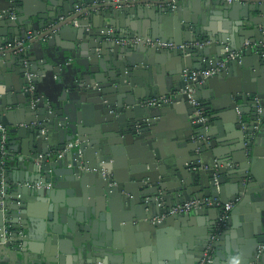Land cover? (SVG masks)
I'll use <instances>...</instances> for the list:
<instances>
[{
  "label": "water",
  "instance_id": "1",
  "mask_svg": "<svg viewBox=\"0 0 264 264\" xmlns=\"http://www.w3.org/2000/svg\"><path fill=\"white\" fill-rule=\"evenodd\" d=\"M22 1L4 0L0 6V127L6 135L3 151L0 150V254L11 255L16 249L22 252L26 241L31 239L23 233L29 208L25 203L31 194L42 203L34 209L36 220H31L28 233L33 231L44 241L49 251L47 261L57 262L64 254H70L87 264H112L113 258L117 260L116 256L123 255L124 250L125 258L138 253L139 258L135 259L143 260L144 251L135 252L124 239L127 228L116 226L115 216L110 214L112 201L118 195L123 203L118 221L136 223L157 237L170 235L172 231L168 228H177L174 222L180 225L191 216H169L160 223H151V219L172 206L210 198L220 203V217L225 204L234 206L213 242L215 256L224 251L221 240L233 228L238 229L240 239L237 245L226 249V258L232 255L237 264H264V249L259 252L264 244V150L261 154L257 152L258 140L264 138V126L260 127L264 120V61L257 44L264 41V0H252L253 5L237 0L230 3L187 0L190 4L205 1L204 4L215 5L224 17L241 22H235L237 28L225 27L226 31L218 33L194 22L175 31L164 29V41L195 44L184 52L143 45L122 46L116 42L129 38L117 35L121 29L134 27L127 23V15L136 10H155V6L146 5L150 0H139L134 7L118 9L102 0H42L27 16L17 10ZM170 10L178 12L176 7H165L159 12L172 15ZM16 25L25 26L18 40L29 31L42 30L38 38L28 43V46L40 44V50L30 49L34 56L5 49L6 44L18 41L13 40L11 32ZM69 32L71 36H67ZM176 37H181L180 42ZM245 40L256 45L243 49ZM213 50H220L222 55L212 56ZM238 50H241L238 57L201 84L184 80L183 72L189 75L214 67V62ZM138 51L149 58L156 54L180 58L178 71L171 73L165 88L160 87L154 76L140 77L141 66L135 67L143 60L131 56ZM249 58L254 61L251 74L245 71ZM190 62L200 66L192 68ZM229 66L231 71L227 69ZM59 70L67 73L64 82L53 89L46 88L42 97L38 79H46L51 72L59 75ZM26 72L34 75V96L21 92ZM229 72L232 78L220 90L225 100L212 109L200 103L205 122L199 121L185 94L177 98L190 109L182 130L186 142L192 143V158L183 168L160 164L150 138L157 136L162 109L173 108L176 99L158 107H142L141 102L167 93L176 94L186 85L194 84L193 99L199 101L203 89L213 95L214 85L225 82ZM11 73L23 80L19 89L9 88L7 74ZM144 84L146 89L141 91ZM33 97L39 101L32 103ZM87 108H91L94 117L86 115ZM224 119L231 123L221 134L215 120ZM221 135H228L227 145L219 141ZM73 142L77 144L65 151ZM134 145L140 149L142 145L140 160L129 163L121 176L116 175L124 154ZM33 185L38 188H31ZM75 191L83 198L80 202L70 199ZM204 211L198 209L193 214ZM237 216L240 223H236ZM220 217L214 222L211 219L213 223L206 236L194 249L197 260L193 264L201 258ZM10 228L11 234L5 233ZM11 244L16 246L15 250L10 249ZM214 261L213 258L212 264Z\"/></svg>",
  "mask_w": 264,
  "mask_h": 264
},
{
  "label": "crops",
  "instance_id": "2",
  "mask_svg": "<svg viewBox=\"0 0 264 264\" xmlns=\"http://www.w3.org/2000/svg\"><path fill=\"white\" fill-rule=\"evenodd\" d=\"M4 0H0V6L3 4ZM46 1V0H44ZM206 1V0H205ZM205 1H198L196 4H190L187 2V0H180L176 4V8L178 9V12L171 11L172 15H165L160 14L159 10L162 8H169L168 6H155V10H148L146 12H143L142 10H136V12L132 15H127L126 21L127 23L133 24V28H126L121 29L117 33L119 36L123 37H139V38H146V39H160L165 40L163 35V31L166 28H169L171 31H175V29H180L182 25H185V23H195L199 25L200 27L204 29H211L215 31V33H218L220 31H226L225 27L228 29L230 28H237L235 26L236 21H240L241 19H236V21L233 19H229L227 17H224L221 12L217 10V6H212L211 4H204ZM42 3V0H23L22 2H19V7H17V10L21 12L23 15H29L32 14L38 7L39 4ZM240 3L246 4L250 3L251 5L254 4L252 0H240ZM137 4V3H136ZM130 6V7H134ZM147 7V6H146ZM157 9V10H156ZM15 16V15H14ZM239 22V23H240ZM18 24V23H17ZM30 27V26H29ZM25 26L16 25L15 29H13L11 32L13 40H18L19 34L24 31ZM42 32V30L40 31ZM233 33V32H232ZM72 34L69 32L67 33V36H71ZM70 38V37H67ZM177 42H180L181 37H176ZM171 41H173L171 39ZM58 42V41H57ZM60 43H67L70 44L68 41L59 40ZM58 42V43H59ZM245 43H249V45H244ZM261 42L257 43L260 45ZM188 44H194V43H188ZM37 45V46H36ZM39 42H35L34 44H30L27 49L24 51L23 54L34 56L33 52H30V49H37L40 50ZM207 44H205L206 46ZM256 44L250 43L248 40H245L243 43L242 48L245 49L246 47H253ZM194 46V45H193ZM192 46V47H193ZM202 46V45H201ZM204 46V45H203ZM37 47V48H36ZM166 51V50H165ZM228 50L226 49L225 52ZM212 56H221L222 53L219 51L213 50ZM164 54H167L165 52ZM137 55L142 58L143 63L138 64L135 68H138L141 66V75L140 77H144V75H149L151 77H155L157 81H160V87L165 88L166 85L169 83V80L171 78V73H175L178 71L177 65L180 60L177 56H170V54H167L166 56L153 55L152 57H147V54H142L140 51L133 52L131 56ZM189 56V55H185ZM218 58V57H217ZM224 60V59H223ZM249 61L246 62V72L251 74L254 71H252V67L254 65V61L250 58ZM40 60H38V63L40 64ZM204 61L200 62V65L204 67ZM136 65V63H135ZM197 63H191L190 67L197 68ZM227 69L231 71V67L229 66ZM65 71V70H64ZM184 73V72H183ZM67 73L62 72V70H59V75L55 72H51L49 76L46 79H38L41 96L44 97L45 89H53L57 87L59 84H62L64 82L65 77ZM237 75V74H236ZM229 78L225 79V82L217 83L215 86V89L213 90V95L209 93L208 90L203 89L199 94L201 95V99H199L198 104H204L203 106H208L211 109L213 106H217L221 100H225L224 94L221 95L220 90L223 88L222 86L228 85L227 80H231L232 74L231 72L228 73ZM235 76V75H234ZM237 77V76H236ZM5 78V77H4ZM8 84L10 89H14L17 87L19 89L22 84V79L15 75V74H7ZM140 79V78H137ZM142 83V81H141ZM172 84V82H170ZM201 84V83H200ZM159 85V84H158ZM1 87V86H0ZM4 87V86H3ZM136 88L139 89L137 85H135ZM21 92H24V87ZM146 89L145 84L144 87L141 89V91H144ZM212 92V91H211ZM171 93H167L169 95ZM176 103L173 105V108H164L161 112V117L158 118L159 122L156 128L157 136L151 135L152 139V145L154 146L157 156L159 158V163H163L168 166L172 165H178L183 168L185 164H187L191 160V152L190 148L192 147V143L186 142L185 135L183 134L182 126L185 125L186 120L188 119V114L190 112V109L183 104L182 101L179 99V92L176 93ZM229 97V96H228ZM148 100V99H147ZM146 101V100H145ZM141 102L142 107H148L145 106ZM175 102V101H174ZM173 102V103H174ZM213 103V105L211 104ZM86 115L90 118L94 117L93 112L90 109L87 108ZM218 114H221L217 112ZM214 115H217L213 113ZM190 118V117H189ZM243 121H246V116L242 117ZM219 123V126L222 130H226L230 127V120L224 119L222 121L215 120V122ZM264 126V120L260 123V127ZM257 128L258 129H260ZM8 136V133H6ZM219 141L222 144L227 145L228 135H221ZM259 143L257 144V152L259 154L263 153L264 150V138H259ZM186 142V143H185ZM230 143V142H229ZM131 149L129 152L124 154L123 160L120 162L121 166L118 167L116 170V175L119 174L121 176L126 172V168H128L129 163L135 162L137 160H140V152L141 149L140 146L134 145L130 146ZM126 164V165H125ZM188 165V164H187ZM184 170V169H183ZM115 176V175H114ZM114 180L118 181L116 177ZM31 188H38L36 185L31 186ZM79 193L80 190H79ZM256 195V194H255ZM128 196V195H127ZM28 202L25 203L29 205V208H27V212L25 215L24 220L26 221V231H24V237H31V239H28L26 241L27 246H25L24 251H20L16 249L15 253H11V255L4 253L0 254V264H87L85 261H81L78 259V257H74L70 254H64L62 258L57 262H50L47 261L46 254H48V250H46L44 241L40 240V237H38L33 231H30L28 233V230L32 228L31 220H36V215L34 214L35 207L42 202H39V197L36 195H30L28 196ZM69 198V197H66ZM70 199L74 200V202H80L83 198L75 191L71 196ZM88 201H92L93 198H85ZM65 203V202H63ZM46 204V203H45ZM121 206H123V203H121V199L118 195V197H115L112 201V210L111 212L113 216H115V224L118 227H126L127 230L124 232V239L129 245L132 246L133 249H135V252L144 251L143 260L138 261L135 258H139V254L135 253L136 255H132L130 257V254L125 256V250L123 255H117V260L113 258L112 264H193L195 260H197L194 256V249L198 247V244L201 242V240L206 236L207 228L211 226V224L216 220L218 217H220L219 209L221 207L213 206V207H206L201 208L199 210H205L204 212H201L200 214H193L198 213V210L192 211L188 213V215L191 216L189 220H185L183 223L179 225L178 222H174V225H177V228L175 227H169L168 230H171V234H164L162 237H157L150 234L149 230L140 229L136 223L132 222H123L120 223L118 219L122 217V211ZM234 206L231 210H233ZM156 214L158 212L156 211ZM193 215V216H192ZM118 218V219H117ZM239 217H236V223L239 222ZM213 220V222L211 221ZM218 220V219H217ZM220 220V219H219ZM219 224V221H217L216 227L214 229V232L216 231L217 225ZM113 226V223H111V227ZM148 227H151L149 224ZM238 229L230 228L229 231H226V234L222 238L221 242L223 244L222 249L224 251H219L218 253L220 256H215V249H213V258L216 259L214 261V264H237V259L233 258L232 255L228 259L225 256L226 249H229L232 245H237V241L240 239L238 238ZM220 232V231H219ZM21 234V231H20ZM29 234V235H28ZM220 233H217V236ZM21 236V235H20ZM19 236V238H20ZM38 238H37V237ZM223 236V235H222ZM29 237V238H30ZM241 240H243L241 238ZM245 241H243L244 243ZM140 244L141 248H138V245ZM237 247V246H235ZM16 246L14 244H11V250H15ZM9 252V251H8ZM128 258V259H127ZM124 260V262H120V260ZM198 263V262H197Z\"/></svg>",
  "mask_w": 264,
  "mask_h": 264
},
{
  "label": "built area",
  "instance_id": "3",
  "mask_svg": "<svg viewBox=\"0 0 264 264\" xmlns=\"http://www.w3.org/2000/svg\"><path fill=\"white\" fill-rule=\"evenodd\" d=\"M139 0H102V3L109 4L113 6V8H128L130 6H133L136 2ZM176 0H171L170 2L168 0H150L149 3H146L147 6H168L171 9H174L176 7L175 5ZM229 3L232 0H227ZM240 1V0H237ZM11 19L14 20L15 16L12 13ZM41 32H27L24 37L14 43H8L5 45V49H13L15 50V53H24L25 48L28 47V43L40 36ZM118 44L122 46H128V45H143L145 47H151V48H157V49H164V50H177L184 52L186 49L192 47L195 44H188V43H175L172 41H162L160 39H146V38H139V37H133V38H121L116 41ZM244 45H249V43H245ZM241 50L235 51L230 53L226 59L221 61L214 62V67L211 68H204L200 70H195L190 72L189 75H186V72H184V80L193 82L195 84H200L203 79L212 77L216 75L220 70L224 69L227 66V63L231 60H234L236 57L239 56ZM260 55L262 60L264 61V41L260 43ZM209 65L212 63L209 61ZM33 78L34 75L30 72L25 73V81L26 84L24 86V92L30 93L32 96H34L35 93V86L33 84ZM201 79V81L198 82V80ZM194 84V85H195ZM194 85L189 86L186 85L185 89L181 92H179L180 96L181 94H185L187 96L188 102L196 109L195 115L199 116L200 122H205L206 118L203 116V111L198 104L197 101L193 99V93H194ZM176 94H169V95H161L159 97L151 98L146 100L143 104L148 107H158L161 105H167L174 102L176 99ZM39 101V98L33 97V102L36 103ZM0 150L3 151L5 142H6V135L4 130L0 127ZM77 142L69 143L65 147V151L71 149L73 146H75ZM221 207L220 203L214 199L210 198H202V199H196V200H190L188 202H184L182 204H178L175 206H172L166 210V213L153 218L150 220L151 223H160L162 220H164L166 217L179 215V214H188L192 211L206 208V207ZM233 204L228 203L224 205V211L223 214L220 217L219 224L217 225L216 231L211 238L210 242L207 243L201 258L199 259L197 264H212L213 262V242L216 240L217 233H219L221 226L223 225L224 220L227 217V213L232 209ZM5 233L11 234V231H7ZM264 249V244L259 247V252H261Z\"/></svg>",
  "mask_w": 264,
  "mask_h": 264
},
{
  "label": "trees",
  "instance_id": "4",
  "mask_svg": "<svg viewBox=\"0 0 264 264\" xmlns=\"http://www.w3.org/2000/svg\"><path fill=\"white\" fill-rule=\"evenodd\" d=\"M9 231H12V229L10 228Z\"/></svg>",
  "mask_w": 264,
  "mask_h": 264
}]
</instances>
